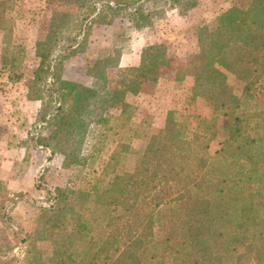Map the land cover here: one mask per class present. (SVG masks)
I'll return each instance as SVG.
<instances>
[{"label": "trees", "instance_id": "obj_1", "mask_svg": "<svg viewBox=\"0 0 264 264\" xmlns=\"http://www.w3.org/2000/svg\"><path fill=\"white\" fill-rule=\"evenodd\" d=\"M47 1L78 12L51 19L36 43L28 99L41 103L46 124L38 144L74 174L49 190L26 226L12 216L22 194L0 189V264H97L103 256L106 264H264V0H226L199 26L190 100L210 114L191 133L168 113L131 167L135 152L118 141L137 110L127 99L158 82L171 63L166 47H145L139 65L124 70L111 56L88 58V87L61 78L62 63L87 54L94 27L119 18L137 29L149 24L143 3L154 0ZM12 13L0 0L4 43L14 37ZM16 55L3 50L2 62L20 80ZM110 69L122 78L112 88ZM230 77L243 84L240 95Z\"/></svg>", "mask_w": 264, "mask_h": 264}, {"label": "rangeland", "instance_id": "obj_2", "mask_svg": "<svg viewBox=\"0 0 264 264\" xmlns=\"http://www.w3.org/2000/svg\"><path fill=\"white\" fill-rule=\"evenodd\" d=\"M13 10L14 37L4 43L0 32V189L10 194H22L13 209L12 216L25 226L38 213V207L46 204L49 190L64 186L72 179L73 170L62 168V158L41 147L40 136L46 135V124L39 117L41 103L29 100L32 72L38 66L35 45L43 41L51 19L63 14H77L78 7L68 3L47 0H7ZM183 1L182 4H186ZM197 6L185 9L183 5H171L167 0L143 3L144 12H151L149 24L134 28L128 19H117L111 26L94 27L89 36L87 54H80L62 63L61 78L84 86H90L86 60H98L111 56L119 61L120 69L136 67L141 51L154 44L166 47L171 63L162 69L157 83H146L137 97L127 100L137 107L129 126L120 134L118 141L129 144L133 155H128L129 167L134 164L148 137L164 127L168 113L188 129L196 130L201 118L210 112L197 102H191L193 64L196 63V37L202 23L211 24L214 18L228 8L226 0H196ZM6 44V48L5 47ZM3 50L10 57L22 54L16 80L9 67L2 62ZM109 86L122 82L120 70L108 71ZM177 72L184 78L176 80ZM238 95L243 84L230 77ZM49 82V81H48ZM264 106V95L257 98ZM138 135V136H137ZM218 150L216 142L210 153ZM15 254H19L17 249ZM104 257V256H103ZM101 257L97 264H106Z\"/></svg>", "mask_w": 264, "mask_h": 264}]
</instances>
